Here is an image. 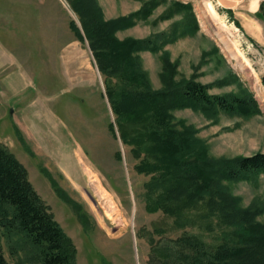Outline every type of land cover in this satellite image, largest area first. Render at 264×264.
Instances as JSON below:
<instances>
[{
	"label": "rangeland",
	"instance_id": "rangeland-1",
	"mask_svg": "<svg viewBox=\"0 0 264 264\" xmlns=\"http://www.w3.org/2000/svg\"><path fill=\"white\" fill-rule=\"evenodd\" d=\"M144 1L98 0L106 18L136 12ZM181 1L193 4L200 30L165 45L179 63L178 78L196 72L203 83H215L233 70L254 93L262 113L248 118L222 113L213 121L186 108L173 111L175 122L194 125L213 156L264 152V95L257 92L264 75V19L256 15L264 0L253 11L249 0ZM210 2L222 17L210 13ZM167 8L168 2L159 5L117 36L146 38L172 30L183 16L163 19ZM228 9L242 28L231 20ZM72 20L84 34L68 0H0V142L26 166L30 181L74 240L77 264H149V237L156 226L166 228L169 238L187 230L212 246L218 244L221 228L216 222L207 225L211 218L202 215L205 204L193 207L192 221L182 230L164 212L146 210L145 183L151 174L137 171L140 158L123 142L107 94V83L115 85L117 79L107 82L89 40L77 36ZM140 55L153 87L161 88L159 53L145 50ZM237 89L232 83L211 92ZM93 174L112 196L117 214L102 206ZM229 185L244 206L264 203V173ZM0 240L11 264H41L31 260L18 241L7 239L1 226Z\"/></svg>",
	"mask_w": 264,
	"mask_h": 264
},
{
	"label": "trees",
	"instance_id": "trees-1",
	"mask_svg": "<svg viewBox=\"0 0 264 264\" xmlns=\"http://www.w3.org/2000/svg\"><path fill=\"white\" fill-rule=\"evenodd\" d=\"M68 2L79 16L84 34L74 20L71 28L80 39L85 36L89 40L107 82L117 79L115 85L107 83V94L123 142L131 145L140 158L137 171L151 174L145 183L146 210L164 212L174 219L176 228L182 230L192 221L191 211L205 204L207 211L202 215L211 218L207 225L216 222L221 228L220 242L212 246L187 230L169 238L166 228L156 226L149 237V264H264V219H260L264 203L244 206L242 198L235 195L229 185V182L258 179L264 173V152L249 156H213L206 141L198 137L194 125L174 119V110L186 108L201 112L213 121H219L222 113L247 118L262 113L254 93L233 70L215 83H203L196 72L190 77L178 78L179 63L172 60L165 45L180 36L199 32L193 4L181 0H147L136 12L106 18L98 0ZM165 2L168 8L163 19L176 14L183 16L172 30L146 38L120 39L117 36L119 30L135 25L138 19L148 18ZM227 12L242 28L232 9ZM256 15L264 19V1ZM145 50L159 53L161 88L153 87L143 66L140 52ZM261 82L264 88V75ZM232 83L237 84V91L211 92L215 86ZM213 217L217 221L212 220ZM0 226L7 239L18 241L22 248L28 249L33 261L77 264L74 240L30 181L26 166L1 142ZM0 264H11L1 240Z\"/></svg>",
	"mask_w": 264,
	"mask_h": 264
},
{
	"label": "bare ground",
	"instance_id": "bare-ground-1",
	"mask_svg": "<svg viewBox=\"0 0 264 264\" xmlns=\"http://www.w3.org/2000/svg\"><path fill=\"white\" fill-rule=\"evenodd\" d=\"M223 2L226 4H238L241 2V0H223ZM259 4H260V0H249V8L252 11L256 10L259 7ZM208 9L214 17H218V18L222 17L217 12L215 5L213 3H211V2L208 3ZM257 92H259V94L264 95V88H263L261 82H259ZM91 181L94 185V190H95L96 194L101 199L102 206L104 208L108 209L113 214H117L118 210L114 206V201L112 199V196H110V193L107 191V189L102 185V183H100L99 178L95 174H93L91 176Z\"/></svg>",
	"mask_w": 264,
	"mask_h": 264
},
{
	"label": "water",
	"instance_id": "water-1",
	"mask_svg": "<svg viewBox=\"0 0 264 264\" xmlns=\"http://www.w3.org/2000/svg\"><path fill=\"white\" fill-rule=\"evenodd\" d=\"M87 193L90 195V197L92 198V200H93L95 203H97V200L94 198V196H93L89 191H87Z\"/></svg>",
	"mask_w": 264,
	"mask_h": 264
}]
</instances>
